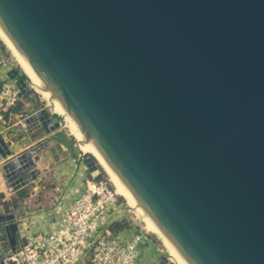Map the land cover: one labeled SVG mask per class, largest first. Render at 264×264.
Here are the masks:
<instances>
[{"label":"water","instance_id":"obj_1","mask_svg":"<svg viewBox=\"0 0 264 264\" xmlns=\"http://www.w3.org/2000/svg\"><path fill=\"white\" fill-rule=\"evenodd\" d=\"M0 29L186 264H264V0H0Z\"/></svg>","mask_w":264,"mask_h":264},{"label":"built area","instance_id":"obj_2","mask_svg":"<svg viewBox=\"0 0 264 264\" xmlns=\"http://www.w3.org/2000/svg\"><path fill=\"white\" fill-rule=\"evenodd\" d=\"M17 79L6 78L0 88V119L5 113L11 115L9 109L13 108L21 99ZM41 115V116H39ZM53 115L44 109L36 110L26 115L21 124L25 131H38L39 135L47 134L42 123L47 122L44 116ZM20 117H22L20 115ZM28 121V123L26 122ZM52 124L47 122V128ZM51 133V132H50ZM11 142L2 139L0 149L7 145L9 154L0 159V180L5 184L2 194L12 195L25 186L34 184L38 178L39 171L35 158L43 150L51 146L52 141H42L37 145L13 153ZM39 151L32 155L33 165L27 159L20 164L17 158L21 157L34 148ZM11 164L10 174L17 175L9 183L3 172V168ZM18 172L22 174L18 175ZM37 172L35 180L27 183L18 190H13L10 184L21 182L23 177ZM1 193V192H0ZM117 205V195L107 187L103 181L85 179L81 190L77 191L68 203L66 209L48 224V231H42L28 237L25 232L20 235L19 220L10 212L1 211L0 216L13 215L17 224L16 247L12 251L6 234L0 229V243L6 242L10 248L11 255L6 257L1 264H144L143 249L147 245V237L142 232H134L130 238L122 236V233L114 234L107 226L110 212ZM26 231V230H25Z\"/></svg>","mask_w":264,"mask_h":264},{"label":"rangeland","instance_id":"obj_3","mask_svg":"<svg viewBox=\"0 0 264 264\" xmlns=\"http://www.w3.org/2000/svg\"><path fill=\"white\" fill-rule=\"evenodd\" d=\"M3 65L4 69H16L19 74L26 77L10 51L0 40V69ZM25 83L28 85V90L13 107L14 109L11 115H8L7 118L2 117L0 119V137L5 141L18 142L19 145L23 143L29 144L33 140L38 139V136L33 135L30 136L32 139V141H30L31 139H28L29 137L27 138L20 123L26 115L39 109H44L50 115L58 117L61 123L59 128L54 132L45 134L47 141L56 134L55 139L57 142L38 154L39 156L35 160L36 164L39 166H37L39 175L36 182L29 186H25L12 195L4 196V194L0 193L1 211L5 213L10 212V214H14L21 220L20 223L23 224L22 227L27 228V230L23 232L30 237L34 236L36 233L42 232L40 226H48L51 221L57 218L66 209L67 205L62 204L63 198L68 196V193H65L63 196L65 187L69 185L71 179L73 180L78 173H83L84 179L103 181L113 192H115V188L110 182L107 174L97 163V170L95 172H89L83 161L86 157H93L90 154L80 153L78 146H76L75 139L65 128L62 117L56 115L52 109L47 106V102L40 98L30 87V81L27 77ZM20 115L22 117H20ZM22 138H25V140H21ZM60 142H63L64 145L60 144ZM93 160L95 159L93 158ZM71 199V197L68 198L69 203ZM110 214L111 216L107 221V226H110L112 222L122 224L126 228L122 236L130 238L131 234L134 232H142L145 237H147L148 242L143 249L144 264H160V260H165L167 263L173 264L169 261L168 255L164 251L158 238L144 229L143 224L127 206L122 196L117 194V205ZM47 228L48 227H45L44 231H48ZM1 232H4L3 228ZM10 255L11 252L8 244L6 242L0 243V264ZM78 264H80V262Z\"/></svg>","mask_w":264,"mask_h":264},{"label":"bare ground","instance_id":"obj_4","mask_svg":"<svg viewBox=\"0 0 264 264\" xmlns=\"http://www.w3.org/2000/svg\"><path fill=\"white\" fill-rule=\"evenodd\" d=\"M0 40L10 51L11 55L23 70L24 74L30 81V87L40 96V98L47 102V106L50 107L56 115L62 117L65 128L75 139L76 146H78V150L80 151V153L90 154L95 159L96 163L100 166V168L104 170V172L109 177L110 182L115 188L116 195L118 194L125 199L127 206L133 211L135 216L143 224L144 229L147 232L154 234L158 238L164 251L168 255L169 261L173 264H186L180 257V255H177L176 249L159 230V228L153 223V221L148 217L143 208L137 207L136 198L109 167L96 147L92 146L91 142L85 141V135L80 130L73 117L68 114V112L64 109V107L58 100L53 98L51 91H49L47 88H44L41 79L35 74L29 63L17 50L11 39L1 29Z\"/></svg>","mask_w":264,"mask_h":264},{"label":"crops","instance_id":"obj_5","mask_svg":"<svg viewBox=\"0 0 264 264\" xmlns=\"http://www.w3.org/2000/svg\"><path fill=\"white\" fill-rule=\"evenodd\" d=\"M4 65L0 69V84H2L5 81V79L7 78V73L11 70L10 68L4 69ZM23 131L25 132V135H27V138L29 137L28 139H31L30 136H33V135H36L39 138L36 139V140H33V141L31 139L30 141H32V142L29 143V144L23 143V144L19 145L18 142H11L10 147H11V150H12L13 153L14 152L17 153V152H21V151L22 152L23 151H26L27 149L33 147L34 145L42 142V140L46 139L45 138V135H43V136L39 135V132L37 130L36 131H25V130H23ZM55 138H56V134H54L53 138H51V139L48 140V141H52L51 146L54 145V143L56 144L57 140ZM23 139L25 140V138H22L21 140H23ZM54 140H56V142H54ZM60 144L64 145L63 142H60ZM48 148H46V149H48ZM46 149H43L41 152L45 151ZM38 156L39 155H37V157ZM37 157L35 158V160L37 159ZM36 166H38V165L36 164ZM78 175L73 180L71 179L69 185L65 187V192H64L63 196L65 195V193L66 194L68 193V196H66V197L63 198V200H62L63 201V203H62L63 205H68V203H69L68 198H70V197L72 198L77 191L81 190L83 180H85V179H84V174L83 173H78ZM4 189H5V184H4V182L2 180H0V192L1 193L4 192ZM19 225H20L19 226V229H20L19 230L20 231L19 234L20 235H22V234L24 235L23 231L27 230V228H23L22 227L23 224H19ZM45 227H48V226L47 225L40 226V229L42 231H44V228Z\"/></svg>","mask_w":264,"mask_h":264},{"label":"trees","instance_id":"obj_6","mask_svg":"<svg viewBox=\"0 0 264 264\" xmlns=\"http://www.w3.org/2000/svg\"><path fill=\"white\" fill-rule=\"evenodd\" d=\"M19 78L23 79V80L26 79V77L24 75H22V74H20ZM0 88H1V85H0ZM13 109L14 108H11V109H9V111L12 112ZM7 117H8V113H5L3 115V118H7ZM24 195H21V196H24ZM109 228H110L111 232L114 233V234H118V233L126 231V228L122 224L117 223V222H112V224L109 226Z\"/></svg>","mask_w":264,"mask_h":264},{"label":"flooded vegetation","instance_id":"obj_7","mask_svg":"<svg viewBox=\"0 0 264 264\" xmlns=\"http://www.w3.org/2000/svg\"><path fill=\"white\" fill-rule=\"evenodd\" d=\"M20 77V74H19V72H18V76H17V78H19Z\"/></svg>","mask_w":264,"mask_h":264}]
</instances>
